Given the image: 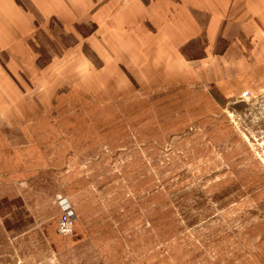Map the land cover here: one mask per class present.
<instances>
[{"label": "rangeland", "instance_id": "374dc122", "mask_svg": "<svg viewBox=\"0 0 264 264\" xmlns=\"http://www.w3.org/2000/svg\"><path fill=\"white\" fill-rule=\"evenodd\" d=\"M20 1L35 17L39 72L17 84L39 100L32 132L48 152L29 186L77 233L49 261L242 264L264 246V80L113 86L90 20L64 25ZM11 225L0 216V264H31L40 248L21 249Z\"/></svg>", "mask_w": 264, "mask_h": 264}, {"label": "crops", "instance_id": "0c3cea01", "mask_svg": "<svg viewBox=\"0 0 264 264\" xmlns=\"http://www.w3.org/2000/svg\"><path fill=\"white\" fill-rule=\"evenodd\" d=\"M28 1L64 25L72 17L90 20L102 67L116 66L113 86H262L264 0ZM36 26L20 0H0V216L21 249L23 243L40 248L31 264H62L48 259L64 253L58 205L29 186L48 153L32 132L39 100L23 96L17 84L19 75L38 76L31 49ZM45 222L51 234L43 232ZM75 234L73 222L68 236ZM258 247L242 264H264V246Z\"/></svg>", "mask_w": 264, "mask_h": 264}, {"label": "built area", "instance_id": "2783aa9c", "mask_svg": "<svg viewBox=\"0 0 264 264\" xmlns=\"http://www.w3.org/2000/svg\"><path fill=\"white\" fill-rule=\"evenodd\" d=\"M73 229V220L68 210H63L59 216L58 232L62 236H68Z\"/></svg>", "mask_w": 264, "mask_h": 264}]
</instances>
